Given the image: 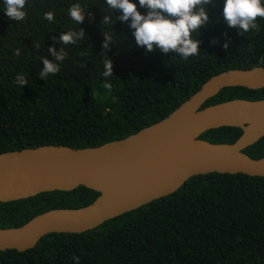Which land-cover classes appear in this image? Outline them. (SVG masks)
I'll return each mask as SVG.
<instances>
[{"label":"trees","instance_id":"1","mask_svg":"<svg viewBox=\"0 0 264 264\" xmlns=\"http://www.w3.org/2000/svg\"><path fill=\"white\" fill-rule=\"evenodd\" d=\"M142 15L146 8H140ZM264 2V0H262ZM85 10L77 24L68 15ZM224 0L207 6L211 23L200 29V54L146 52L129 22H120L106 0H28L25 20L6 17L0 0V154L41 146L72 149L120 141L170 116L212 77L229 70L264 67V19L258 31L239 35L221 18ZM53 12V22L44 13ZM112 14L110 25L102 16ZM82 29L85 38L62 46L59 34ZM113 45L103 48L104 36ZM198 34H194V37ZM56 37V40L53 39ZM228 47L225 48L224 45ZM67 58L60 72L40 79L48 48ZM20 49V55L14 56ZM113 65L109 91L103 85L105 57ZM23 74L24 87L15 83ZM233 100H264V89L226 88L202 109ZM240 128L207 131L212 144L236 143ZM264 157V138L243 152ZM99 193L85 187L0 203V229L19 228L55 209H80ZM79 257V261L75 259ZM0 264H264V178L213 173L191 178L181 189L83 234H50L29 251L0 252Z\"/></svg>","mask_w":264,"mask_h":264},{"label":"water","instance_id":"2","mask_svg":"<svg viewBox=\"0 0 264 264\" xmlns=\"http://www.w3.org/2000/svg\"><path fill=\"white\" fill-rule=\"evenodd\" d=\"M229 70L208 80L170 116L139 133L99 147L41 146L0 154V203L85 187L100 194L80 209H55L19 228L0 229V252L34 249L50 234H83L169 197L191 178L213 173L264 178V157L244 150L264 138V100L202 107L226 88L264 89V67ZM240 128L232 144L201 139L207 131Z\"/></svg>","mask_w":264,"mask_h":264},{"label":"clouds","instance_id":"3","mask_svg":"<svg viewBox=\"0 0 264 264\" xmlns=\"http://www.w3.org/2000/svg\"><path fill=\"white\" fill-rule=\"evenodd\" d=\"M5 5V15L13 21H23L27 16L25 11L28 0H3ZM140 8H146L147 14L142 15L137 4L131 0H106V5L115 13L117 10L122 15L115 16L120 22H129V27L133 29V36L137 46L142 47L149 53L160 51L161 53H175L176 56L184 60L200 54V41L198 39L200 29L211 23L207 6L212 0H138ZM86 8L75 3L68 9V15L77 24H82L85 19ZM48 22H53L54 13L45 12L44 17ZM222 21L229 27L238 30L239 35L247 34L251 31H258L257 18L264 19V2L262 0H224ZM112 14L103 15L101 24L110 25ZM194 34L198 36L194 37ZM104 36L103 48L109 49L112 43L111 34ZM85 33L79 31H68L59 34L58 43L62 46L76 44L85 38ZM56 40V37H53ZM228 47L227 44L224 45ZM49 55L53 60L42 58L43 69L40 72V79L45 80L50 74L55 75L60 72V63L67 58V53L61 47L59 51L55 48H48ZM14 56L20 55L17 48ZM104 71L102 76L106 82L103 87L111 91L112 84L107 78L113 77V65L107 56L103 62ZM253 68L252 71H258ZM18 86L24 87L28 84L23 74H18L15 79ZM77 262L79 257L75 258Z\"/></svg>","mask_w":264,"mask_h":264}]
</instances>
